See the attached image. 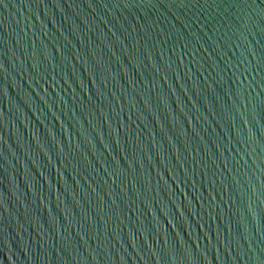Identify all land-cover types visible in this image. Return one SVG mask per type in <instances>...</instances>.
Instances as JSON below:
<instances>
[{
    "label": "water",
    "instance_id": "95a60500",
    "mask_svg": "<svg viewBox=\"0 0 264 264\" xmlns=\"http://www.w3.org/2000/svg\"><path fill=\"white\" fill-rule=\"evenodd\" d=\"M0 264H264V0H0Z\"/></svg>",
    "mask_w": 264,
    "mask_h": 264
}]
</instances>
